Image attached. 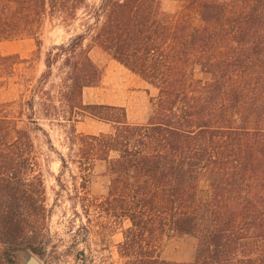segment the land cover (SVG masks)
<instances>
[{
    "label": "trees",
    "instance_id": "obj_1",
    "mask_svg": "<svg viewBox=\"0 0 264 264\" xmlns=\"http://www.w3.org/2000/svg\"><path fill=\"white\" fill-rule=\"evenodd\" d=\"M46 22L68 37L0 102V264L48 238L43 123L65 132L60 168L77 167L82 185L105 163L96 240L119 231L121 241L118 262L99 264H264V0H0V42L33 39L40 57ZM93 47L156 90L145 122L83 102L103 75ZM31 61L0 53V87ZM85 116L107 129L77 133ZM181 236L195 239L193 260L162 259L164 241Z\"/></svg>",
    "mask_w": 264,
    "mask_h": 264
},
{
    "label": "rangeland",
    "instance_id": "obj_2",
    "mask_svg": "<svg viewBox=\"0 0 264 264\" xmlns=\"http://www.w3.org/2000/svg\"><path fill=\"white\" fill-rule=\"evenodd\" d=\"M95 1V0H89ZM166 7L173 11L175 3L169 2ZM59 26L46 22L40 36L41 54H35L33 39H14L0 42V53L18 54L22 59H30V64L20 65L14 76L9 77L0 87V102L15 100L28 84L27 80H35L43 70V52L50 46L66 40ZM89 55L102 69L103 75L98 86L87 88L83 92L85 104H110L123 107L126 118L131 123H143L150 111V99L156 95V90L138 77L134 76L111 57L97 47H93ZM198 78L207 79V75L196 74ZM51 141L52 149L46 142V137L37 132L35 143L40 151V162L46 194V207L49 210L47 218L48 238L44 244L37 247L34 256L41 264H99L116 263L118 257L116 244L121 241L119 231H113L106 242L96 240V197H102L107 192L108 177L105 163L96 162L89 173L88 180L82 185L79 171L73 164L65 169L60 168L58 153L65 155L66 134L59 127L42 125ZM107 127L90 117H83L75 125L77 133L96 134L105 131ZM200 197L206 199L209 195L205 182L200 183ZM195 239L189 236L172 237L164 241L161 258L174 262H191L195 254ZM33 254V253H32ZM22 256L19 264H22Z\"/></svg>",
    "mask_w": 264,
    "mask_h": 264
},
{
    "label": "water",
    "instance_id": "obj_3",
    "mask_svg": "<svg viewBox=\"0 0 264 264\" xmlns=\"http://www.w3.org/2000/svg\"><path fill=\"white\" fill-rule=\"evenodd\" d=\"M22 264H41V262L29 251L22 253Z\"/></svg>",
    "mask_w": 264,
    "mask_h": 264
}]
</instances>
